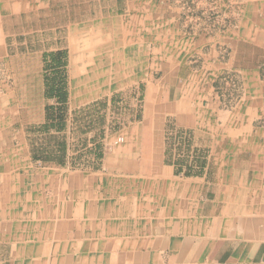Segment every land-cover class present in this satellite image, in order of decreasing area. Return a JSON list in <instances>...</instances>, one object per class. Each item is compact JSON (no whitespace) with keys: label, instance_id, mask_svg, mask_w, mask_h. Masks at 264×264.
Returning a JSON list of instances; mask_svg holds the SVG:
<instances>
[{"label":"crops","instance_id":"crops-1","mask_svg":"<svg viewBox=\"0 0 264 264\" xmlns=\"http://www.w3.org/2000/svg\"><path fill=\"white\" fill-rule=\"evenodd\" d=\"M136 2L124 0L131 17ZM161 2L163 52L145 95L162 122L146 127L140 156L157 166L45 176L0 166V264H264V0ZM51 8L0 0V155L46 123L44 51L26 64L24 36ZM182 140L191 167L174 156Z\"/></svg>","mask_w":264,"mask_h":264},{"label":"rangeland","instance_id":"rangeland-1","mask_svg":"<svg viewBox=\"0 0 264 264\" xmlns=\"http://www.w3.org/2000/svg\"><path fill=\"white\" fill-rule=\"evenodd\" d=\"M117 2L119 15H115V0H51L49 16L33 28L40 31L24 36L26 64L35 62L34 51H44L40 59L48 99L46 123L27 129L24 144L2 145L15 155H0V166L26 169V176L65 171L128 173L140 166H157L140 156L146 127L153 122L159 130L162 122L156 102L145 95V76L159 64L166 15L161 0H137L134 17L124 12V0ZM76 19L87 20L86 31H70L69 20ZM17 52L26 55L21 48ZM176 52L174 47L171 54ZM15 65L12 71L18 70ZM229 90L222 87L221 95L229 97ZM189 142L184 146L182 140L183 155H174L186 167L195 162Z\"/></svg>","mask_w":264,"mask_h":264},{"label":"built area","instance_id":"built-area-1","mask_svg":"<svg viewBox=\"0 0 264 264\" xmlns=\"http://www.w3.org/2000/svg\"><path fill=\"white\" fill-rule=\"evenodd\" d=\"M224 82L227 84V86L229 87V91H230V99H231V97H235L236 95H237V93H238V87H237V84H236V82L233 80V79H231V78H229V77H225L224 78Z\"/></svg>","mask_w":264,"mask_h":264},{"label":"trees","instance_id":"trees-1","mask_svg":"<svg viewBox=\"0 0 264 264\" xmlns=\"http://www.w3.org/2000/svg\"><path fill=\"white\" fill-rule=\"evenodd\" d=\"M50 90V89H49ZM50 92V91H49Z\"/></svg>","mask_w":264,"mask_h":264}]
</instances>
